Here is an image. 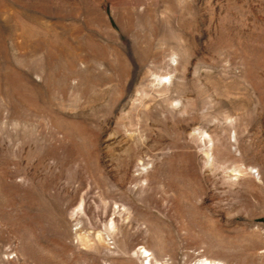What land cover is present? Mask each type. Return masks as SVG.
Returning <instances> with one entry per match:
<instances>
[{
	"label": "rangeland",
	"instance_id": "1",
	"mask_svg": "<svg viewBox=\"0 0 264 264\" xmlns=\"http://www.w3.org/2000/svg\"><path fill=\"white\" fill-rule=\"evenodd\" d=\"M0 264H264V0H0Z\"/></svg>",
	"mask_w": 264,
	"mask_h": 264
}]
</instances>
